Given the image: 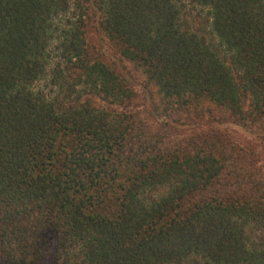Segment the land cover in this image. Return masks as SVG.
Wrapping results in <instances>:
<instances>
[{
  "label": "trees",
  "instance_id": "obj_1",
  "mask_svg": "<svg viewBox=\"0 0 264 264\" xmlns=\"http://www.w3.org/2000/svg\"><path fill=\"white\" fill-rule=\"evenodd\" d=\"M191 2L224 55L179 0H0V264H264V149L178 134L207 103L264 147V0ZM90 21L153 130L90 59Z\"/></svg>",
  "mask_w": 264,
  "mask_h": 264
},
{
  "label": "rangeland",
  "instance_id": "obj_2",
  "mask_svg": "<svg viewBox=\"0 0 264 264\" xmlns=\"http://www.w3.org/2000/svg\"><path fill=\"white\" fill-rule=\"evenodd\" d=\"M179 2L182 4L185 11L184 20L190 31L204 37L211 46L217 49L221 55H224V50L220 46L219 40L211 31V21L207 19V11L192 4L191 0H179ZM90 9L92 10V8ZM89 18L91 19L92 17ZM86 40L90 59L102 61L115 69L122 77L127 78L130 76L128 84L133 88L135 97L134 100L130 102L128 108L138 111V118L148 121L152 125V130L156 128L157 122L164 118L160 119L159 115H155L149 111L151 109V101L146 97L147 92L143 88L144 83L141 81V77L129 72L131 66L124 60H121L116 47L111 44L96 23L93 24L90 21L87 26ZM135 77L139 79L133 83ZM92 101L94 105L99 103L97 98H93ZM102 103L103 102H100V105ZM176 114L178 115L179 113ZM180 116L186 118L182 120L187 124V130H177L174 132L179 131L178 134L183 133V135L187 137L196 136V138H207L209 141H215L216 145H221L220 152L225 151V153L229 154L246 152L248 154L251 150L260 151L264 149L259 140L253 136L248 129L240 123L233 121L227 113H222L220 109L213 105L206 103L201 112L190 113L189 115L180 114ZM174 117L175 115H172V118ZM247 233L250 241L254 243H259L264 238V233L256 229L254 230L251 228Z\"/></svg>",
  "mask_w": 264,
  "mask_h": 264
}]
</instances>
